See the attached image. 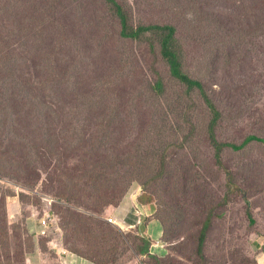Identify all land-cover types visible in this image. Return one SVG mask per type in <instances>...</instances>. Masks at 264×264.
Wrapping results in <instances>:
<instances>
[{"label": "rangeland", "instance_id": "rangeland-1", "mask_svg": "<svg viewBox=\"0 0 264 264\" xmlns=\"http://www.w3.org/2000/svg\"><path fill=\"white\" fill-rule=\"evenodd\" d=\"M199 1L195 5H204V9L197 12L188 0H165L164 6L171 11L159 13L153 8L144 12L135 10L131 23L137 25L146 22L152 15L156 17L157 24L180 22L183 29L178 39L185 45L183 50L189 52L183 60L184 69L200 80L205 77L209 59L218 51L222 32H231L230 29L236 31L238 44L233 52L222 48L219 53V59L228 62L224 74L218 78L220 84H216L218 88L213 91L210 103L204 96H198L196 91L170 82L167 79V67L159 58L150 54L152 51H149L147 41L123 43L121 47L112 43L103 60L82 61L80 68L84 75L79 74L75 84L78 93L75 94L84 103L65 100L60 96L61 84H56L47 98L46 113H38L28 105L24 107L32 127L30 130L25 129L24 134L34 130L41 133L36 137L40 143H21L22 149L24 152L31 149L35 153L40 148L42 151L49 149V152L44 156L38 153L33 156V165L40 172L38 180L37 175L26 172L25 168L17 171V178L12 183V187L17 189L16 196L7 198L6 205V197L12 195L7 193L5 198H0V237L6 239L5 243H0V264H22L21 255L25 260L29 258L31 264H61L60 261L56 263L59 260L57 252L47 245L49 239L36 233L38 220L49 210L56 213V219H60L61 229L58 227V230L62 243L65 245L67 242V254L73 257L76 254L72 251L74 247L83 258L81 263L72 264H95L89 260L90 257H95L97 264H102V261L112 264L113 261L109 260L111 257L115 259V264H156L138 253L141 242L137 232L133 231L137 225L134 228L129 226L138 216L135 214L138 212L137 206L133 203V199L137 200V182L118 204L103 208L96 205L93 208L91 222L104 221L103 218L108 217L120 219L122 222L115 219L112 221L118 222L119 230L137 238L135 242L129 238L127 243L120 241L119 244H111L104 234V227L100 225L98 236L94 239L88 233L86 223L65 218L67 204L72 201L71 192L66 194L68 190H60L49 196L41 189L43 180L54 165H71L69 159L84 157L85 152L96 157L101 156L106 149L109 151L108 156H111L110 150L114 147L115 167L109 164L104 167L107 172L114 171L120 163L118 161L124 159L123 141L130 139L137 140L134 156L153 145V140L161 145L160 152L154 155L151 170L148 171L149 156L144 158L142 168V173L148 174L149 191L154 196L153 200L146 197L140 202L150 205L145 206L146 214L152 216L146 223L144 233L153 241L152 253L164 252L161 260L166 264H264V144L253 143L242 152H228L220 163L217 150L205 137L213 114L211 103L221 113L217 125L221 141L240 143L245 136L264 137V38L250 41L249 31L255 21L248 19L254 15L264 20V0ZM210 10L216 13L214 26L210 20L201 18ZM3 28H7V24ZM148 39L151 41L153 38ZM118 48L128 53V59L122 62L112 60ZM14 53L11 46L5 49L6 57H12ZM95 62H98L97 65ZM28 65L30 71L34 69L31 63ZM102 65L110 69L111 79H117L120 74L123 82L120 89L113 87L111 82L109 87H100V90L94 91L106 94L107 105L119 113L116 121L109 125L106 121L102 124L103 133L109 134L108 142H105L107 139L102 141L100 137L96 139L95 131L100 124L94 128L91 126L88 108L84 107L86 98L94 90L93 84L83 89L84 83L80 80V76H92V71ZM120 68L122 71L115 73ZM158 77L162 79L161 90L164 95L151 98L161 92L155 86ZM108 99L112 102L109 103ZM195 102L206 107L205 111L201 106L195 108ZM103 110L108 112L107 108ZM134 111L138 119L133 117ZM190 114L194 115L199 125L198 134H192L188 129L186 123ZM45 117L49 122H44ZM67 121H74V124L66 127ZM39 126L45 127L40 129ZM72 139L79 143L78 147L69 148L59 159L55 154L58 140ZM167 140L171 142L167 144ZM5 165L6 162L0 158V167L4 169ZM119 166L128 168L127 165ZM68 180L74 182L73 179ZM19 189H25L29 195H22L18 199ZM209 209H213V216L205 248L201 250L199 237L204 225L203 216ZM252 218L255 222H252ZM6 220L14 227L7 233L6 228L2 229L8 224ZM83 220L89 222L87 218ZM57 223L56 220L54 224ZM66 237L76 243L66 241Z\"/></svg>", "mask_w": 264, "mask_h": 264}, {"label": "trees", "instance_id": "trees-1", "mask_svg": "<svg viewBox=\"0 0 264 264\" xmlns=\"http://www.w3.org/2000/svg\"><path fill=\"white\" fill-rule=\"evenodd\" d=\"M188 2H191L192 7L197 12L204 9V5H195L200 2L199 0H188ZM164 5L165 0H0V158L6 162L4 169L0 167V198H5L7 193L12 195L6 197L5 205L7 198L17 194V189L12 187V183L17 178L15 173L25 168L26 172L37 175L38 180L40 172L33 165V156L35 153L44 156L49 152V149L42 151L39 148L35 153L31 149L27 152L22 149L21 143L26 142L33 145L40 143L36 137L41 133V131L34 130L24 134L25 129H32L28 123L30 116L28 113L25 114L24 107L28 105L30 109L35 108L38 113L42 111L46 113L47 98L50 97L56 84H61L62 93L60 96H63L65 100L69 99L79 102V104L84 103L75 94L77 92L75 84L79 80V74L84 75L81 73L80 64L82 61H90V59L97 60L100 58L103 60L112 43L116 47H121L123 43H145L149 41V51L153 52L150 54L159 58L167 67L169 72L167 79L170 82L180 87H188L190 91H196L198 96H204L208 103L212 101L210 97L214 93L213 91L218 88L216 87V84H220L218 78L224 74V67L228 62V60H220L219 53L222 48L233 52L234 47L238 44L236 31L230 29L231 32H222L218 51L209 59L204 79H195L184 69L183 60L188 57L189 52L186 49L183 50L184 44H181L178 39V36L181 37L180 30L183 29L180 22L177 24H164L163 22L157 24L156 17L152 15L146 22L137 25L131 23L135 10L144 12L146 9L153 8L159 13L171 11ZM215 16L216 13L210 10L201 18L210 20L211 25L214 26ZM227 16L230 17L229 14ZM248 19L255 21L254 24H251L252 30L249 31L250 41L262 40L264 38V20L254 15ZM5 24H7V28L4 29ZM148 38L153 39L150 41ZM10 46L15 53L12 57H6L5 49ZM115 59L122 62V60L128 59V53L118 48L112 55V60ZM28 63L34 66L33 70H29ZM97 63L95 62L96 65ZM121 71L122 68L117 69L115 73ZM111 76L110 69L104 65L97 66L92 71V76L90 74L80 76V80L84 83L83 89L93 84L94 90L91 92V96L86 98L87 103L84 107L88 108L91 126L94 128L100 124L95 131L96 139L99 137L102 141L107 139L105 142H108L109 134L103 133L102 124L106 121L109 125L110 122L116 121L119 113L115 108L107 105L106 94L103 92L97 94L98 92L94 91L100 90V87H109L111 82L113 87L120 89L123 85L121 75L118 74L117 79H111ZM216 77L217 79H215ZM155 86L160 90L163 88L161 77L157 78ZM163 95L161 90L151 98ZM116 101L118 102L117 98ZM108 102L111 103L112 100L108 99ZM199 106L205 111L206 107L195 102V108ZM104 108H107L108 112L104 111ZM210 108L214 115L212 114L205 137L209 144L217 150V158L220 163L223 162L224 155L228 152H242L253 143L264 144V137L258 135L245 136L240 143L221 141L217 129L221 113L212 103ZM132 114L134 118L138 119L135 111ZM38 119L39 121L42 120ZM44 122H49V120L45 117ZM73 124L74 121H67L66 127H71ZM186 124L192 134H198L199 125L194 115L188 116ZM39 127L44 129L45 126ZM151 134L154 137V133L151 132ZM171 140H167V144ZM136 141L135 139L123 141L124 159L118 161L120 163L114 171L107 172L104 168L107 164L112 168L115 167L114 147L110 150L111 156H108L109 151L106 149L103 150L101 156L96 157L85 152L84 157L69 159L71 165H54L43 180L41 189L49 196L60 190H68L66 194L71 192L72 201L67 204L65 218H70L77 223L81 221L86 223L89 228L88 233L92 234L94 239L98 236V226L100 225L104 227V234L110 243L119 244L120 241L127 243L126 240L129 238L135 242L137 238L129 232L125 233L119 230L121 228L109 222L107 218H103L104 221L91 222L93 208L96 205L103 208L118 204L132 185L137 182L139 188H136L135 196L138 201L133 199V203L137 206V208L134 207L138 209V212H135L138 216L135 217L134 223L138 218L141 219V222L143 221L133 230L137 232L141 242L138 253L147 256L148 260H152L156 264H166L161 260L164 258V252L152 253L153 241L144 233L146 223L152 216V214H146V207L150 205L140 203L146 197L151 200L154 198L149 191L148 174L142 173L144 158L149 156L148 171H150L154 162V155L160 152L161 145L158 141L153 140V145L134 156L133 150ZM58 143L59 146L55 154L59 159H61L60 155L69 148L75 149L79 145V143H75L74 139L71 141L58 140ZM119 165H127L128 168ZM68 178L73 179L74 182H69ZM21 188L23 187L21 186ZM22 195L25 197L24 195H29V193L25 189H19L18 199ZM149 203L152 204L151 201ZM246 204L249 207V202ZM47 212L53 213L54 211L49 210ZM54 214L56 213L54 212ZM212 216L213 209H209L207 214L203 216L204 225L199 237L201 250L205 248ZM83 218H87L89 222ZM252 222H255L253 218ZM7 223L2 227V229L6 228V233L14 228L10 225L11 223L8 221ZM60 226V219H58V227L61 229ZM108 227L116 230H110ZM83 231L86 233V230L83 229ZM0 232H2L1 228ZM68 240L73 241V244L76 243L73 239L66 237V241ZM5 242L4 236L0 237V243ZM62 244L65 247L67 242L65 245ZM68 248L70 249L69 245ZM72 251L80 256V252L74 247ZM21 256V263L26 264L25 257ZM89 260L97 264L95 257H90ZM109 260L115 264L113 257ZM101 263L107 264L109 262L102 261Z\"/></svg>", "mask_w": 264, "mask_h": 264}, {"label": "clouds", "instance_id": "clouds-1", "mask_svg": "<svg viewBox=\"0 0 264 264\" xmlns=\"http://www.w3.org/2000/svg\"><path fill=\"white\" fill-rule=\"evenodd\" d=\"M46 213H49V212H45V213L43 214V216L38 220V223H37V224H38V227H37L36 233H37L38 236H42V237H44V238L49 239V241L47 242V245L49 246L50 249L55 250L54 245H52V242L55 241L54 236H55L57 233H60L59 230H58V223H57V224H54V225L52 226V228H51V227H48L50 231H49V233H47L46 235H42V234H41L40 220L45 216ZM49 214L55 216V214H53V213H49ZM58 219H59V218H58ZM58 219H56L57 222H58ZM110 219H115L116 221H117L118 219H116V218H108V221L111 222V223H113V224H115V225H117V226L119 227L118 222H116V221H110ZM119 221H121V220H119ZM114 222H116V223H114ZM121 222H122V221H121ZM140 222H141V219L138 218L137 221L135 222V224L132 223V224H130L129 226L134 228L136 225L140 224ZM51 225H52V224H50V226H51ZM38 229H39V230H38ZM61 242H62V241H61ZM63 250H66L67 253H69L68 250H67L64 246H63L62 248L58 249V250H55V251L57 252V255H58V258H59V260H57L56 263H58V262L60 261L61 264H68V262L71 261L70 259L72 258V256L69 255V254H63V253H62ZM75 256H76V257H80V256H78V255H76V254H73V257H75ZM80 258H81V257H80ZM82 259H83V258H82ZM64 260H65V262H64ZM26 261H27L26 264H28V262H29L30 260L27 259Z\"/></svg>", "mask_w": 264, "mask_h": 264}, {"label": "built area", "instance_id": "built-area-1", "mask_svg": "<svg viewBox=\"0 0 264 264\" xmlns=\"http://www.w3.org/2000/svg\"><path fill=\"white\" fill-rule=\"evenodd\" d=\"M55 221H56V217L54 215H50L49 213H46L45 216L40 220L41 234L46 235L47 233H49L50 230L48 227L52 228ZM110 221H112V219H110ZM50 224H52V225L50 226ZM62 253L67 254V251L63 250ZM64 262H65V260H64Z\"/></svg>", "mask_w": 264, "mask_h": 264}, {"label": "crops", "instance_id": "crops-1", "mask_svg": "<svg viewBox=\"0 0 264 264\" xmlns=\"http://www.w3.org/2000/svg\"><path fill=\"white\" fill-rule=\"evenodd\" d=\"M35 230V229H34ZM60 233H57L55 236H54V239H55V241L54 242H52V245H54V248H55V250H58V249H60V248H62L63 247V244H62V242H61V238H60V235H59ZM42 257H44V254H42ZM27 259H29V258H27ZM26 259V260H27ZM30 260V259H29ZM71 261V264L72 263H75V262H80L81 263V261L83 260L82 258H80V257H72L71 259H70ZM83 264H90V263H87V262H82ZM28 264H31L30 263V261L28 262Z\"/></svg>", "mask_w": 264, "mask_h": 264}]
</instances>
